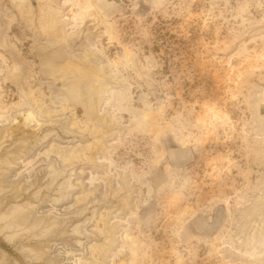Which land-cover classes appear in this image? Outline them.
Masks as SVG:
<instances>
[{"label":"rangeland","instance_id":"obj_1","mask_svg":"<svg viewBox=\"0 0 264 264\" xmlns=\"http://www.w3.org/2000/svg\"><path fill=\"white\" fill-rule=\"evenodd\" d=\"M0 264H264V0H0Z\"/></svg>","mask_w":264,"mask_h":264}]
</instances>
